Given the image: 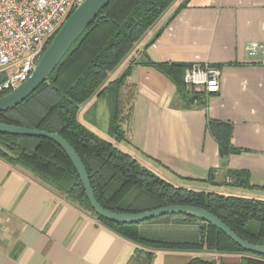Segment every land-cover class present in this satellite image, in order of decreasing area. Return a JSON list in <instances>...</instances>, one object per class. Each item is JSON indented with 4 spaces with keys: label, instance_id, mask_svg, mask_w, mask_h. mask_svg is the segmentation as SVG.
Returning a JSON list of instances; mask_svg holds the SVG:
<instances>
[{
    "label": "crops",
    "instance_id": "1",
    "mask_svg": "<svg viewBox=\"0 0 264 264\" xmlns=\"http://www.w3.org/2000/svg\"><path fill=\"white\" fill-rule=\"evenodd\" d=\"M252 42L263 45L254 55L247 50ZM161 62L216 66L220 90L187 102L156 66ZM128 67L122 92L124 112L131 108V115L120 122L125 139L112 134V116L104 132L81 119L102 94L80 107L86 127L175 186L264 199V0H175L109 82ZM106 91L113 111L115 90ZM211 120L229 125L236 152L221 155ZM202 226L165 215L142 222L138 231L144 238L200 243ZM213 255L206 249L155 250L129 240L0 158V264H189L195 257L212 261ZM243 256L219 253V264H243Z\"/></svg>",
    "mask_w": 264,
    "mask_h": 264
},
{
    "label": "trees",
    "instance_id": "2",
    "mask_svg": "<svg viewBox=\"0 0 264 264\" xmlns=\"http://www.w3.org/2000/svg\"><path fill=\"white\" fill-rule=\"evenodd\" d=\"M174 1L110 0L71 45L49 78L21 104L0 112V121L57 132L63 136L85 164L96 199L110 211L138 213L173 204L199 206L217 215L241 238L264 244V199L175 186L90 130L78 118L84 103L113 87L115 99L111 132L116 140L125 139L120 122L130 117L131 108L125 115L122 91L131 68L128 67L113 81L109 82V77ZM189 65L171 62L156 64L176 84L181 98L199 103L206 98V93L204 90L196 91L184 82V71ZM209 128L218 136L221 155L237 151L230 143L228 124L211 120ZM0 158L24 168L129 240L155 250L236 252L244 255L243 264H264V255L244 250L223 231L196 217L171 214L202 221L200 243L144 238L138 231L142 222L118 223L101 217L93 210L72 161L50 139L0 132ZM253 223L256 225L251 229ZM189 264L215 262L195 257Z\"/></svg>",
    "mask_w": 264,
    "mask_h": 264
},
{
    "label": "water",
    "instance_id": "3",
    "mask_svg": "<svg viewBox=\"0 0 264 264\" xmlns=\"http://www.w3.org/2000/svg\"><path fill=\"white\" fill-rule=\"evenodd\" d=\"M110 0H84L67 17L39 58L30 77L13 90L0 95V112L15 108L26 100L54 71L75 40L94 21ZM4 75L0 73V82ZM0 132L13 135L44 137L58 144L72 161L93 210L101 217L118 223H140L164 215L183 214L211 223L223 231L244 250L264 255V244H255L241 238L223 220L208 209L189 205L173 204L138 213H118L104 208L96 199L85 164L74 147L57 132L28 128L0 121Z\"/></svg>",
    "mask_w": 264,
    "mask_h": 264
},
{
    "label": "built area",
    "instance_id": "4",
    "mask_svg": "<svg viewBox=\"0 0 264 264\" xmlns=\"http://www.w3.org/2000/svg\"><path fill=\"white\" fill-rule=\"evenodd\" d=\"M84 0H0V93H7L32 74L47 45ZM263 45L252 42L247 47L254 55ZM221 70L207 63H191L184 71V82L206 94L220 90ZM220 263L218 254L213 255Z\"/></svg>",
    "mask_w": 264,
    "mask_h": 264
},
{
    "label": "rangeland",
    "instance_id": "5",
    "mask_svg": "<svg viewBox=\"0 0 264 264\" xmlns=\"http://www.w3.org/2000/svg\"><path fill=\"white\" fill-rule=\"evenodd\" d=\"M112 74V73H111ZM111 76V75H110ZM110 91H105L100 97L99 101L96 104V108L94 111L89 112L86 116L81 115V119H85L90 121L91 123H95L96 127L101 131H106L109 127V122L111 119V113H113L112 108L110 107ZM128 109V107H127ZM125 115L127 114V110H125ZM165 216V215H164ZM256 223H253L250 228L253 229ZM213 254H218L222 252L211 251Z\"/></svg>",
    "mask_w": 264,
    "mask_h": 264
}]
</instances>
